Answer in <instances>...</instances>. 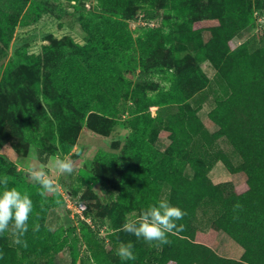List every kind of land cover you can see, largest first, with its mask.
<instances>
[{"label": "rangeland", "instance_id": "obj_1", "mask_svg": "<svg viewBox=\"0 0 264 264\" xmlns=\"http://www.w3.org/2000/svg\"><path fill=\"white\" fill-rule=\"evenodd\" d=\"M28 1L0 0V177L9 176V187L29 193L32 217L47 235L39 240L25 235L27 247L15 248L14 256L3 253L0 264H48V259L53 264H102L113 249L111 235L119 231L121 239L134 237L146 249L141 264H171L163 245L156 247L157 242L122 230L143 205L133 201L115 212L109 197L118 195L122 183L137 185L127 174L130 163L125 155L126 144L133 141L131 124L136 125L135 99L145 103L151 95L167 97L174 83L192 91L207 77V85L189 98L193 108L207 112L200 113L203 118L198 114L202 129L189 138L187 150L212 166L220 158L229 171H243L241 155L225 134L213 135L219 125L208 115L230 94V84L208 61L198 66L192 60L212 37V27L218 34L232 33L230 47L243 43V51L220 47L212 56L220 66L223 63L231 82L255 85L243 88V93H264V0H36L43 11L35 22L29 21ZM149 11L153 18L145 16ZM6 18L14 23L12 34ZM244 64L251 69L250 77L240 70ZM142 71L150 81L139 77ZM174 113L175 104L152 108L151 115H159L154 133L160 134ZM210 124L216 125L213 132ZM156 145L160 150L167 147ZM55 155L73 162L71 174L55 169ZM34 165H43L62 191L68 186L77 192L79 198L71 199L83 200L96 220L115 214V221L107 219L88 241L83 239L81 222L62 195L42 196L40 186L29 178L28 169ZM80 169L91 171L95 181L85 180ZM184 171L193 177L190 165ZM234 187L222 181L216 192L210 189L198 202L190 218L194 236L212 228L235 195ZM169 192L170 185H162L157 200L144 209L167 199ZM129 193L134 194L132 189ZM5 242L0 235V250ZM225 242L216 235L213 250L220 253ZM73 243L76 263L70 251ZM242 251L231 240L223 256L238 259Z\"/></svg>", "mask_w": 264, "mask_h": 264}, {"label": "trees", "instance_id": "obj_2", "mask_svg": "<svg viewBox=\"0 0 264 264\" xmlns=\"http://www.w3.org/2000/svg\"><path fill=\"white\" fill-rule=\"evenodd\" d=\"M28 2V13H32L29 21L35 22L43 11V5L36 0H29ZM101 4L104 6V2ZM145 16L153 18L154 13L149 11L145 13ZM5 22V26L8 25L12 34L14 23H11L9 18H6ZM23 23L25 24V22ZM231 35L232 33L226 34L225 32L218 34L212 27V37L206 43H202L200 49L197 48L196 53L198 52L199 57L194 58L195 61L191 59L192 63L196 62L198 66L202 61H208L219 70L230 84V94L219 100L208 112V115L219 125V129L213 135L225 134L228 137L241 155L243 159L242 170L247 174L244 182L234 185L235 195L231 200L228 199L226 209L213 223L212 228L207 232L199 231L200 237L194 236L195 228L191 225L190 218L198 202L205 196H209L210 189L216 192L220 183H214L207 175L212 163H207L196 155L193 156L187 150L189 138L198 133L200 127L202 129L197 109L192 107L189 98L207 85V77H203L202 83L192 91L181 90V87L174 83L168 88L167 97L162 95L158 98L151 95V97L148 96L145 103L143 101L137 102L138 99H135V104H137L135 111L132 112V118L136 117V125L131 124L133 141L131 140L132 142L126 144L125 155L127 162L130 163L127 174L133 175L137 179V185L135 188L133 184L122 183L119 186L118 195L109 196L115 212L135 201L137 206L143 205L140 208L135 207L140 215L144 210V205H148L150 200H157L155 196H159L162 185H170V192L166 200L186 213L183 219L176 221L178 225H184V230L167 234L171 244L163 245V254L170 257L169 262L171 264H191L194 262L199 264H264V93H259V91L258 93H243V88L251 87L252 83L244 86L240 82H231L223 63L220 66L218 60L212 56L220 47L227 51L235 48L238 51H243V43L233 48L230 47L232 46L229 41ZM229 54L228 60L232 62L234 56ZM256 55L253 54V56ZM242 56L244 59L247 57L244 53ZM243 66L245 64L240 66V70L250 77L251 69ZM247 70L248 73H246ZM147 75L146 72L142 71L139 77L141 79L146 77V80L150 81ZM179 79L180 77H178ZM252 87L255 89L254 84ZM166 104H175L176 113L170 116L169 123L164 126L160 134L154 133V126L159 122V115L152 116L151 109ZM159 135H165L171 139L170 144L164 150L158 149L154 144ZM188 165L193 169L192 178L184 173ZM79 171L85 180L95 181L96 178L91 171L86 169ZM65 187L72 198L77 197V192L68 186ZM131 189L134 194L129 193ZM56 194L57 197L61 198L59 191ZM237 202L242 207L234 211L233 205ZM86 215L90 217L91 223L83 219L79 220L81 222V235L87 241L90 239L89 236L93 233V229H99L107 219L115 221V214L106 217L101 216L96 220L90 207L87 209ZM30 216L31 221H28V231L25 235L36 240L42 239L47 235L46 228L38 223L37 218L32 217L33 212ZM36 223L39 224V230L33 231V226ZM220 230H224L231 239L242 247L243 252L239 259L221 256L213 250L212 243ZM119 232L111 235L109 241L112 243L113 249L101 261L102 264H141L146 249L139 245L134 237L127 241L121 239ZM4 235L6 242L2 244L3 247L0 250L2 253L14 256L15 248L17 250L26 248L22 245L10 244L12 243L11 236L8 233ZM128 242L133 244L135 260H121L116 254L119 244ZM49 248L48 241L45 251H48ZM58 250L59 247L56 251ZM70 251L73 263H76L78 253L74 243L71 245ZM96 259L101 260L98 256ZM48 262V264H53L51 259H48Z\"/></svg>", "mask_w": 264, "mask_h": 264}, {"label": "clouds", "instance_id": "obj_3", "mask_svg": "<svg viewBox=\"0 0 264 264\" xmlns=\"http://www.w3.org/2000/svg\"><path fill=\"white\" fill-rule=\"evenodd\" d=\"M55 169L60 174H71L74 170L73 162L70 159L62 158L60 155L53 157ZM31 180L40 186V194L45 196L48 193H56L59 186L54 182L43 165L31 166L28 169ZM10 177L4 175L0 177V235L8 233L12 238V243L27 247V241L23 239L28 231V220L33 212V201L29 193L21 192L16 187H9ZM242 205L237 202L233 205V210L240 209ZM186 213L177 206H173L166 199L150 204L135 219H127L122 225V230L134 235L137 239L143 238L146 242H157L156 247L170 245L171 241L167 234L181 232L184 230L183 224L176 221L183 219ZM39 230V224L33 226V231ZM116 254L121 260H135L133 244L120 243ZM3 253L0 252V258Z\"/></svg>", "mask_w": 264, "mask_h": 264}, {"label": "crops", "instance_id": "obj_4", "mask_svg": "<svg viewBox=\"0 0 264 264\" xmlns=\"http://www.w3.org/2000/svg\"><path fill=\"white\" fill-rule=\"evenodd\" d=\"M197 111H198V109H197ZM201 112H202V114H204L207 111H205V110L204 111H200L199 110L197 112V114H199V116L202 117V115L200 114ZM210 126H211V128L209 129V131L213 132V130H215V128H216V125L215 124H210ZM159 143H162L163 145H167L168 146L170 144V138L168 136H165V135L158 136L156 138L154 144H155V146H157L156 144H159ZM157 148H159V147L157 146ZM207 175L214 183H220L222 181H230V182H232L233 185H238V184H241L242 182H244L246 180L245 172H243V171H229L227 169V167L224 165V163H223V161L221 159H219V160H217L215 162V164L207 172ZM218 235L222 236L223 238H225V241H226L225 242L226 245L222 249L223 251H220V253L218 252L219 255L223 256L225 251L228 250V244L233 239H231V237L224 230H220L217 233V237H218ZM213 247H214V245H212V248ZM241 255H242V253L238 257V259L241 257ZM225 257H231V256L227 255Z\"/></svg>", "mask_w": 264, "mask_h": 264}, {"label": "built area", "instance_id": "obj_5", "mask_svg": "<svg viewBox=\"0 0 264 264\" xmlns=\"http://www.w3.org/2000/svg\"><path fill=\"white\" fill-rule=\"evenodd\" d=\"M59 191L62 195V197L66 200L68 203V206L72 211L76 214V216L79 219L86 220L87 222L91 223L90 217L86 215V211L88 209L87 204L84 201L80 200H72L73 198L71 197L69 191H62V189L59 188ZM72 198V199H71Z\"/></svg>", "mask_w": 264, "mask_h": 264}]
</instances>
